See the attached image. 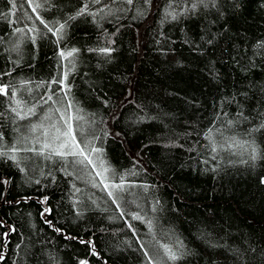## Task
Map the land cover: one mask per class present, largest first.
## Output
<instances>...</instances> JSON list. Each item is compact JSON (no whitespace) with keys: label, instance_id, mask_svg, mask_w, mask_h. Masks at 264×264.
<instances>
[{"label":"trees","instance_id":"16d2710c","mask_svg":"<svg viewBox=\"0 0 264 264\" xmlns=\"http://www.w3.org/2000/svg\"><path fill=\"white\" fill-rule=\"evenodd\" d=\"M85 3L104 11L77 16ZM191 3L42 0L33 11L29 0H0V83L16 91L0 94V150L20 149L19 166L0 157V264H264V0L185 11ZM41 19L54 31L67 21L59 43ZM72 48L74 68L59 55ZM65 72L66 87L50 91ZM53 93L56 103H44ZM16 100L35 114L19 119ZM61 113L87 153L102 149L95 168L38 154L47 128L32 125L56 124ZM45 207L60 233L41 218Z\"/></svg>","mask_w":264,"mask_h":264},{"label":"snow or ice","instance_id":"6c2138e0","mask_svg":"<svg viewBox=\"0 0 264 264\" xmlns=\"http://www.w3.org/2000/svg\"><path fill=\"white\" fill-rule=\"evenodd\" d=\"M91 2L94 4H100L101 0H91ZM126 2L128 4H132L133 0H126ZM146 2H150V0H146ZM9 3H11L13 5V8H15V0H9ZM211 3H212L213 7L216 6V0H211ZM199 5H204L206 7L207 6L206 0H192L190 7L186 8L185 11H195ZM39 7H41V5L39 3L35 4L33 7V11H36V9ZM103 11H104V9L100 8L96 12H91V11H89L88 3H85L83 5V7H81L79 9V11L76 13V15L77 16L83 15L87 12L89 15H91L93 18H95L96 16H98ZM166 15H170L172 17V19H174V20L177 19V15L174 12L166 13ZM37 18L39 19V16H37ZM68 19L69 20L75 19V16L69 17ZM40 22L42 24H45V27L48 28V31L57 37V41H56L57 43H59L60 40L63 39L64 30L67 26V21L63 24H59L58 28H56L55 31L53 30V28L49 27L43 19H41ZM15 31L23 32V29L17 28V29H15ZM29 31H34V29H29ZM31 39L33 40V43H35V36L31 37ZM208 42L211 43V41H208ZM261 47H264V45H261ZM92 50L95 51V49H92ZM99 51L107 54V53H110L111 51H113V49L104 47V48H100ZM78 52H79V49L72 48L70 51H67V53H65V51L61 50L59 52V55L65 59H67L68 57H73V59L69 60L68 63L74 68L75 67L74 54L78 53ZM3 75H11V71L3 73ZM67 78H68L67 72L64 73L63 79H61V80H57V79L53 78V80L49 84V90L51 91V84L64 85V82L67 80ZM22 83H27V82H22ZM64 86L66 87V85H64ZM10 89L12 90V96L15 97L16 91L12 85L0 83V94L7 95ZM61 90H63V88ZM65 94H67V93H65ZM53 95H55V93L48 95L47 99L44 100V103H47L50 100L53 101V103H56V101L53 100ZM242 95H247V94L243 93ZM15 103H16L17 107H13L11 109V111L14 112L19 119L23 120L26 118L27 115H34L35 114V106L28 108L27 113L22 114L21 111H18V108L21 105V101L16 100ZM105 103H107V101ZM56 111L59 112L60 109L57 108ZM0 115H2V114H0ZM225 115H227V114L225 113ZM237 115L243 116V112L242 111L238 112ZM61 119L64 120V123L66 125V130L62 131L60 127L53 124V125H51L52 134H51V137H49L50 130L44 129L43 136L45 139L42 142V146H41V149L39 150L38 154L44 155L45 151L47 150V155L45 156L46 159H51L53 156H58V157H61L62 159L67 158L68 156H74V157L80 156V157H83V159L80 161H74L73 163H84L86 161L87 164L92 165L93 168H95V163L91 159V155L101 153L102 149L96 148V147H91L88 151V154L86 155L84 148H82L80 143L76 141V137L73 134V129H72V126L70 123L71 117H68L67 119H65L63 113H61ZM245 119H247V117H245ZM228 123L231 125L233 123V121L229 120ZM42 127H43L42 124L41 125H35L34 124V125H32L31 130L33 132H35L37 130V128H42ZM261 127H264V124H262ZM211 133H212V129H209L208 133L206 134V139L209 140L211 152L216 153L217 152V143L214 140V138L212 137ZM112 135H119V134L118 133H112ZM232 139L234 140V137ZM0 140H2V136H0ZM230 147H231V145H230ZM25 150L26 151H33V152L37 151L35 148L25 149ZM18 151H20V149H18L15 145H11L7 148L6 151L0 150V157H6L7 159H10L13 162H15L17 164V166H19V160H18V157L16 155V153ZM256 158H257L256 148L253 147L251 159L255 160ZM212 159L213 160L216 159V156L213 155ZM205 163H207V161H205ZM101 167H103V161H101ZM21 171H23V169H21ZM104 171L106 172L107 169L105 168ZM96 175L100 176L101 173L96 172ZM104 179H106V177ZM123 179L124 178L121 177V184L114 185V187H116L117 189H122ZM102 182H103V180H102ZM0 183L7 184L8 181L0 178ZM36 183H39V181L37 180ZM93 186H96L95 182H93ZM105 187L107 188L108 185L105 184ZM77 191H79V189H77ZM108 194L110 197H113V202L115 203L116 199L113 196V192L109 191ZM47 200H48V197H44V200L41 201V203L47 204ZM117 206L119 207V205H117ZM51 211L52 210L50 208L45 207L44 210L41 212V218L45 219V223H47L49 225V227H53L54 231H56L57 233H60L61 230L59 228H55L54 225L52 224V221L47 220L45 218L46 214H50ZM122 215H123V213H122ZM133 219H140V216L139 215H133ZM0 227H4L2 221H0ZM129 227H131V225H129ZM16 231H17V229L15 228V226H11V227H9L8 232L3 233V239L5 241V243L3 244V247H7V242H9V234L14 233ZM65 239H77V237L65 236ZM79 242L88 244L91 248L92 255H97V252L95 250V243L92 240L85 241L83 239H80ZM16 247L19 248L20 244L17 243ZM164 247H165V251H166L169 259L177 260L180 258L177 255V253L175 251H173L172 249L168 248L167 245H165ZM181 247H183L182 244H181ZM4 259H5V255L3 254L2 250H0V262H2ZM79 264H88V261L87 260H80Z\"/></svg>","mask_w":264,"mask_h":264},{"label":"rangeland","instance_id":"374dc122","mask_svg":"<svg viewBox=\"0 0 264 264\" xmlns=\"http://www.w3.org/2000/svg\"><path fill=\"white\" fill-rule=\"evenodd\" d=\"M41 1H42V0H29V2H30V4H31L32 8H33L34 5L37 4V3H39V4L41 5ZM51 125H53V124H49L48 122H46V124L43 125V128L46 127L47 129L50 130V132H49V137H51V134H52V132H51ZM55 125H57L58 127H60L62 131H65V130H66V126H65L64 120H62V119H60ZM72 128H73V130H74L73 134H74L75 137L77 138V136H78L77 133L79 132L78 127L75 128V127L72 126ZM85 153L88 154L86 151H85ZM91 158H92V160H94V158H95V154L91 155ZM95 162L99 163L100 168H98V170H99V172L101 173V176H103V178L106 177V179H107V177H108V171L105 172V171H104V168L101 167V164H100L101 161H100V160L98 161V160L96 159ZM106 184L108 185L107 182H106Z\"/></svg>","mask_w":264,"mask_h":264}]
</instances>
